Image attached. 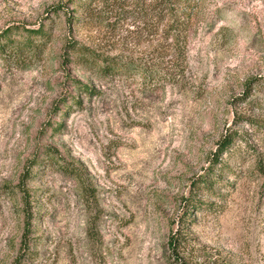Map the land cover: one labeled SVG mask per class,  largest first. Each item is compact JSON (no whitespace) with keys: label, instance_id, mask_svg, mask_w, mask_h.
Returning a JSON list of instances; mask_svg holds the SVG:
<instances>
[{"label":"rangeland","instance_id":"374dc122","mask_svg":"<svg viewBox=\"0 0 264 264\" xmlns=\"http://www.w3.org/2000/svg\"><path fill=\"white\" fill-rule=\"evenodd\" d=\"M67 3L0 0V264H264V0H205L158 91L72 54L148 44Z\"/></svg>","mask_w":264,"mask_h":264},{"label":"trees","instance_id":"16d2710c","mask_svg":"<svg viewBox=\"0 0 264 264\" xmlns=\"http://www.w3.org/2000/svg\"><path fill=\"white\" fill-rule=\"evenodd\" d=\"M204 3L205 0H68L67 4L54 10V15L59 17V12L65 14L67 9H71L73 16L67 17L69 22L104 31L105 36L112 39L109 41L112 50H117V44L121 42L119 38L115 43L122 30L121 25L127 26L125 32L128 36L124 45L139 47L148 44L143 55H106L76 42L69 51L104 77L138 80L141 88L158 91L167 84L180 83ZM132 27L134 30H129ZM220 31L225 34L224 28ZM33 33L46 35L42 30ZM234 142L235 136L229 134L220 144L218 157ZM186 240L180 237L178 242H173L172 248L178 251Z\"/></svg>","mask_w":264,"mask_h":264}]
</instances>
